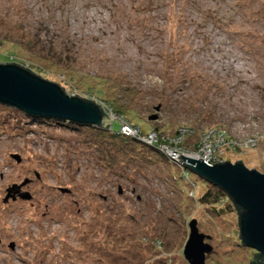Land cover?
I'll return each instance as SVG.
<instances>
[{
    "label": "rangeland",
    "instance_id": "1",
    "mask_svg": "<svg viewBox=\"0 0 264 264\" xmlns=\"http://www.w3.org/2000/svg\"><path fill=\"white\" fill-rule=\"evenodd\" d=\"M0 62L111 111L107 93L127 103L134 86L143 131L191 122L172 135L190 156L264 172V0H0ZM15 107L0 102V264H190L192 219L212 246L204 264L258 259L229 198L199 200L212 183L166 149Z\"/></svg>",
    "mask_w": 264,
    "mask_h": 264
},
{
    "label": "water",
    "instance_id": "2",
    "mask_svg": "<svg viewBox=\"0 0 264 264\" xmlns=\"http://www.w3.org/2000/svg\"><path fill=\"white\" fill-rule=\"evenodd\" d=\"M0 102L16 106L28 114L97 127H108L111 119L95 99L68 93L60 84L42 78L14 62H0ZM178 157L191 171L219 186L229 195L237 208L240 227L238 235L241 241L258 250L254 256L256 259L260 257V260H250L249 264H264V172L247 168L241 160L214 163L185 153ZM10 192L8 188L5 198L10 195L15 197L14 192ZM18 195L31 198L27 190ZM189 229L183 249L184 256L190 264H204L205 252L212 248L210 243L204 241L207 234L198 230L195 219L190 221ZM10 245L13 243L10 242Z\"/></svg>",
    "mask_w": 264,
    "mask_h": 264
},
{
    "label": "trees",
    "instance_id": "3",
    "mask_svg": "<svg viewBox=\"0 0 264 264\" xmlns=\"http://www.w3.org/2000/svg\"><path fill=\"white\" fill-rule=\"evenodd\" d=\"M182 50V46L180 45V46H177V47H175V49L173 50V51H175V52H173L172 53V55H175V54H178V52H180ZM167 57L168 58H173V57H171L169 54H167ZM7 60H9V58L7 59ZM170 62V64H171V66L173 67L174 65H175V63L172 61L171 62V60L169 61ZM169 63L167 62V65H168ZM188 72H190L189 74H190V76L192 77V78H194L195 80L197 79V81H199L200 83H203V84H205L206 82H204L201 78H200V73H199V71H195V70H191V69H188ZM192 73V74H191ZM169 72L167 71V72H165L162 76L163 77H167L166 79H168V77H169ZM209 84V83H208ZM208 84H206V85H208ZM205 85V86H206ZM132 89L129 91L128 90V87H121L123 90H124V92L127 94V99H128V101L129 102H123L122 100V102H123V104L121 103V102H118L119 100L116 98V96L114 95V94H112V92H109V93H107L108 95V99H106V98H104L106 101H109V103H110V107L113 109V111L115 112V113H117L119 116H121L122 118H124L127 122H129V123H131V124H133V125H138L139 127H140V125L136 122V120L134 119V116L136 115V116H139L140 117V115L138 114V112H137V109H135V106H134V104H132V103H136L137 101H139L141 98H138V100H133L132 98H134V96H135V93H137V94H139V90L140 89H138V88H136V87H134V86H130ZM203 89V88H202ZM142 94V93H141ZM88 97H90V96H88ZM99 97V96H98ZM102 98V99H103ZM161 98V100H163L162 98L163 97H160ZM103 99V100H104ZM13 107H15V106H13ZM16 108V107H15ZM18 109V108H17ZM20 110V109H19ZM24 112V111H23ZM24 114H26V115H29V116H32V118H34V119H37V120H45V121H48V122H53V123H57V124H59V125H69V126H72V127H74V126H79V125H81V126H87L88 128H92L93 129V131L94 132H96V134H98V135H101V136H103L104 134H106L107 136H110V137H113V138H120V140H122L124 143H129V141H130V139H132L133 140V143L134 142H140V143H142L143 145H145L146 147L148 146L149 148H151L152 150H156V151H158L159 153H161V149H158V147H159V143H152V144H149V143H147V142H144V141H141L138 137H135V136H132V135H125V134H123V133H121L120 131H119V126H120V123L118 122V120L117 119H114L109 125H108V127H97V126H93V125H89V124H79V123H77V122H72V121H66V120H64V119H60V118H54V117H47V116H40V115H33V114H28V113H26V112H24ZM149 116V115H148ZM113 122H117V124L115 125V126H113ZM195 127H196V125H194ZM183 127V129L184 128H188L189 130L191 129V127H192V123L191 122H186V121H181V122H179V123H177L176 124V126L174 127L175 128V132H174V134H175V136H177V137H179V136H181V134H183L182 133V131H180V128H182ZM141 128V127H140ZM150 129H152V128H150ZM197 128H194V129H192V131L194 132L195 130H196ZM142 130V129H141ZM158 131H159V135H158V141L160 142V143H162V142H165V141H167V142H171L172 141V143H174L173 142V140L171 139L172 138V135H174V134H169V133H167V131H165V130H159V129H157ZM202 131V130H201ZM203 131H204V129H203ZM176 145H178V146H180V147H182V148H188L187 147V145L186 144H184V143H182V142H178V143H176ZM195 147H196V149H198V148H200V146H201V141L200 140H197L196 142H195V145H194ZM189 149V148H188ZM166 157V160L168 161V162H172L173 160H170L169 159V157L168 156H165ZM174 162V161H173ZM218 162V161H217ZM190 169L188 168V167H185V168H183V170H182V174H184L185 175V173L186 174H189V171ZM188 176V175H187ZM212 185H213V188H209V189H207L205 192H203V194L202 195H200L198 198H199V200H201L202 202H210V203H212V202H216V201H218V199H220L222 196L224 197V196H226V197H228L229 198V202L230 203H228V208H230L231 210L232 209H234V208H236V207H234V204L232 203V199L229 197V195L222 189V188H220L219 186H217V185H215V184H213L212 183ZM7 191V190H6ZM193 194H195V193H193ZM197 197V196H196ZM236 210H237V208H236ZM78 231H80V228H78V227H76V228H73V233H76V232H78ZM110 236V237H109ZM111 235H107V237H105V239L107 240V241H110V239H111ZM255 251H258V250H254V252ZM258 260H260V257H258ZM258 260H256V261H258ZM262 261H264V255H262Z\"/></svg>",
    "mask_w": 264,
    "mask_h": 264
},
{
    "label": "built area",
    "instance_id": "4",
    "mask_svg": "<svg viewBox=\"0 0 264 264\" xmlns=\"http://www.w3.org/2000/svg\"><path fill=\"white\" fill-rule=\"evenodd\" d=\"M103 110H104L105 113H107V115L109 116V118H111L110 121H109V124L114 119H117L118 120V122L120 123L119 131L121 133H123L125 135H132V136L138 137L142 141L147 142L149 144L159 143V147H161L163 149H166L167 155L170 156L173 159H178V158H175V157H178L179 154H181V153L188 154V153H186V149L185 148H182V147L176 145V143H178V142L177 141H174V138L173 137L171 139L173 140L174 143H172V141L171 142L165 141V142L160 143L158 141V135H159V131L158 130L148 129L146 131H143V130H141V128L138 125H133V124L127 122L121 116L115 115V113L113 111H111L110 108H108V109L107 108H103ZM151 130L154 131L153 132L154 136H152L150 134L151 133ZM180 131H181V129H180ZM221 131H223V132H221ZM221 131H220V129L217 131V136L219 134H221V133H225V131L223 129H221ZM138 133H140L143 136L138 135ZM251 137L255 138L254 136H251ZM177 139H179V138H177ZM203 159H205V160L208 159L210 162L213 161V160H211V157L208 156V155H207V157H205Z\"/></svg>",
    "mask_w": 264,
    "mask_h": 264
},
{
    "label": "flooded vegetation",
    "instance_id": "5",
    "mask_svg": "<svg viewBox=\"0 0 264 264\" xmlns=\"http://www.w3.org/2000/svg\"><path fill=\"white\" fill-rule=\"evenodd\" d=\"M13 192H14V194H19L21 192V189H12V192H10V193H13Z\"/></svg>",
    "mask_w": 264,
    "mask_h": 264
},
{
    "label": "clouds",
    "instance_id": "6",
    "mask_svg": "<svg viewBox=\"0 0 264 264\" xmlns=\"http://www.w3.org/2000/svg\"><path fill=\"white\" fill-rule=\"evenodd\" d=\"M148 130V129H147ZM144 131H146V130H144ZM128 136V135H127ZM141 140V139H140Z\"/></svg>",
    "mask_w": 264,
    "mask_h": 264
}]
</instances>
